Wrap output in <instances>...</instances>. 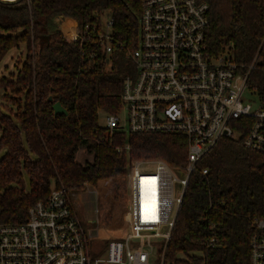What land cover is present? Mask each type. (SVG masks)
<instances>
[{
    "label": "trees",
    "instance_id": "1",
    "mask_svg": "<svg viewBox=\"0 0 264 264\" xmlns=\"http://www.w3.org/2000/svg\"><path fill=\"white\" fill-rule=\"evenodd\" d=\"M195 1L209 7L205 38L210 54L227 52L245 71L257 57L247 86L264 100V0ZM142 2H0V60L21 46L25 52L16 59V73L0 77V225L24 223L29 208L45 201L54 187L73 194L88 185L97 192L98 227L125 232L130 163L186 165L184 135L117 131L110 136L98 124L100 114L121 109V87L131 67L127 55L136 47ZM105 14L113 24L109 57L97 38ZM65 19L77 25L76 42L63 36ZM55 103L66 115L54 114ZM239 133L233 140H218L197 163L164 264H249L252 225L264 219L263 169L260 156L243 146L246 130ZM79 149L93 157L91 163L76 161Z\"/></svg>",
    "mask_w": 264,
    "mask_h": 264
},
{
    "label": "built area",
    "instance_id": "2",
    "mask_svg": "<svg viewBox=\"0 0 264 264\" xmlns=\"http://www.w3.org/2000/svg\"><path fill=\"white\" fill-rule=\"evenodd\" d=\"M141 7L136 47L127 55L131 67L121 87L120 111L125 115H104L105 133L184 135L186 165L130 163L128 226L123 236L104 245L95 246L97 237L83 229L73 194L54 187L45 201L29 208L24 223L0 225V264H164L174 220L197 163L218 140L238 138L239 129L246 130L244 148L261 158L264 185V100L247 86L257 57L245 71L231 54L207 51L209 7L204 3L143 0ZM74 25L71 35L63 27L70 42L79 39ZM112 25L107 19L97 36L107 57L114 47ZM143 183L154 196L150 214L140 205ZM92 212L87 223L99 229L96 207ZM251 235L249 264H264V219L254 220Z\"/></svg>",
    "mask_w": 264,
    "mask_h": 264
},
{
    "label": "rangeland",
    "instance_id": "3",
    "mask_svg": "<svg viewBox=\"0 0 264 264\" xmlns=\"http://www.w3.org/2000/svg\"><path fill=\"white\" fill-rule=\"evenodd\" d=\"M108 15H103L101 17V22L103 24L106 23ZM74 24L71 22V19H67L66 23L64 24V26L62 25V30L64 27L65 30V34L68 35L69 33V27ZM24 47H20L19 49H14L9 51L1 60H0V77L1 76H5L9 73H16L17 69L19 68V65L16 66L17 64V58L20 56V59L23 58L24 56ZM19 59V60H20ZM2 90L0 89V97L2 95ZM248 98L250 99L251 96H248ZM0 103L1 99H0ZM120 116L123 119L124 118V111L121 110L120 111ZM99 125L101 126H105L104 121H103V115L100 114L99 116ZM75 158L76 161L78 163H80L81 165H85L86 163H91L93 160V157H91L90 154H88L86 151H84L83 149H79L76 153H75ZM144 186L141 187L142 192H141V202L140 205L143 209V213H151V210H153L154 208V198L150 197V192L151 190H149L148 188V184L143 183ZM72 196V200L74 203V207L77 210V213L79 215V218L81 219V224L83 226V229L85 231H90L91 233H93L96 237H97V241L95 242V246L97 244H105L106 242L110 241V240H117L119 239L121 236H123V234L125 233L124 230H120V231H116V230H101L100 228L96 229L94 223H87L88 220H92L94 217L93 214V210H94V206L96 205V196H97V192L96 190H94L91 186H86L85 189H83L82 191L79 192H74ZM97 220V219H96Z\"/></svg>",
    "mask_w": 264,
    "mask_h": 264
},
{
    "label": "water",
    "instance_id": "4",
    "mask_svg": "<svg viewBox=\"0 0 264 264\" xmlns=\"http://www.w3.org/2000/svg\"><path fill=\"white\" fill-rule=\"evenodd\" d=\"M20 1L22 0H0V2L5 3V4H14ZM52 109L55 115H66L65 111L63 110V108L60 107L58 103L53 104Z\"/></svg>",
    "mask_w": 264,
    "mask_h": 264
},
{
    "label": "bare ground",
    "instance_id": "5",
    "mask_svg": "<svg viewBox=\"0 0 264 264\" xmlns=\"http://www.w3.org/2000/svg\"><path fill=\"white\" fill-rule=\"evenodd\" d=\"M75 25L74 24H72L70 27H69V33H68V35H71L72 34V30H73V27H74ZM170 202H171V198H170V200H169Z\"/></svg>",
    "mask_w": 264,
    "mask_h": 264
},
{
    "label": "crops",
    "instance_id": "6",
    "mask_svg": "<svg viewBox=\"0 0 264 264\" xmlns=\"http://www.w3.org/2000/svg\"><path fill=\"white\" fill-rule=\"evenodd\" d=\"M65 23H66V22H65ZM65 23H64V24H65ZM74 23H75V22H74Z\"/></svg>",
    "mask_w": 264,
    "mask_h": 264
}]
</instances>
